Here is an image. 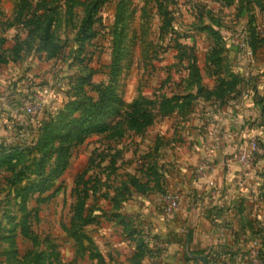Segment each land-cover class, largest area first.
Returning <instances> with one entry per match:
<instances>
[{
    "label": "rangeland",
    "instance_id": "rangeland-1",
    "mask_svg": "<svg viewBox=\"0 0 264 264\" xmlns=\"http://www.w3.org/2000/svg\"><path fill=\"white\" fill-rule=\"evenodd\" d=\"M261 5L264 0H0V154L22 158L13 170L0 167V264H101L100 258L142 264L149 247L164 251L168 243L147 224L162 214V179L147 185L146 171L164 170L159 160L174 153L169 139L178 145L207 135L196 131L204 112L241 95H253L264 109ZM234 79L233 93L215 92L220 80ZM112 83L121 106L107 117V132L43 147L45 124L57 135L60 121L77 117L79 105L96 102ZM172 97L178 107L161 114L160 101ZM138 101L152 119L132 127L124 112ZM261 119L262 138L250 139L258 153L249 161L259 167L249 212L260 205L261 222L253 225L248 214L241 230L264 244V114ZM60 154L64 170L31 188ZM82 189L93 222L81 230L91 244L80 246L70 227ZM197 254V264L243 260L238 252Z\"/></svg>",
    "mask_w": 264,
    "mask_h": 264
},
{
    "label": "crops",
    "instance_id": "crops-1",
    "mask_svg": "<svg viewBox=\"0 0 264 264\" xmlns=\"http://www.w3.org/2000/svg\"><path fill=\"white\" fill-rule=\"evenodd\" d=\"M252 96L241 95L221 109L204 112L205 124L201 122L196 131L207 135L198 134L178 145L169 139L174 153L159 160L164 168L159 170L164 172L161 188L165 193H178L180 207L171 217L160 214L147 220L151 233L168 244L164 251L149 247L142 264H197L198 250L213 257H224L219 254L224 251L234 256L247 253L250 243L257 240L244 236L241 224L248 214L254 217L250 219L253 225L258 219L261 222L260 205L254 204L253 213L249 212L259 167L250 164L244 174L236 160L252 137L262 138L263 127L257 126L262 109ZM202 163L210 168L196 177L193 171ZM197 242L201 249L196 248ZM244 261L243 256L241 264Z\"/></svg>",
    "mask_w": 264,
    "mask_h": 264
},
{
    "label": "trees",
    "instance_id": "trees-1",
    "mask_svg": "<svg viewBox=\"0 0 264 264\" xmlns=\"http://www.w3.org/2000/svg\"><path fill=\"white\" fill-rule=\"evenodd\" d=\"M261 6L264 8V5ZM236 85L237 80L235 79L231 82L220 80L215 92L221 95L223 98L226 96V94L233 93L235 91ZM189 98L191 97L188 95L182 100H188ZM178 101L179 98L177 97L162 99L158 105V111L161 114L171 113L178 107ZM116 103H118V107L121 106L120 99L115 94V85L112 83L100 91L98 100L96 102H84L79 105V107L75 110L80 112L77 117L71 118L69 121H60L58 125V127H60V132L57 135H51V131H53L56 127H52L48 123L45 124L43 127V147L48 146L49 143H53L56 140L60 144H64L69 140L82 141L90 135H98L107 132L110 129V124L106 121V119L114 112V106ZM144 103V101L135 102L129 106L130 111L124 112L128 123L132 127H138L140 121H144V125H148L150 123L152 118L149 114V111L141 109V105ZM147 104H149V102ZM261 109L262 112L260 116L264 114L263 107H261ZM21 159V154L18 153L9 155L0 154V167H7L13 170V168L18 165V162H20ZM64 168L65 162L62 160L60 154L56 159L55 167L50 171L49 175H47L46 178H40L38 183L33 184L31 188H35L45 181L57 177L64 170ZM41 174L38 172L36 175L41 177ZM145 177L149 178L146 180L147 185L150 184V181H153V178H155L157 184L159 180L162 179V175L154 168H149L146 171ZM136 179V176L132 177V183H136ZM159 188L164 194L165 192L162 190L161 185ZM87 199V190L82 189L81 194L78 195L77 203L74 206L71 219L70 234L74 241L80 246H83V240H86L89 245L91 244V241L81 231L82 227L93 222V217L89 216L85 210V201ZM255 241H257L259 245L257 260L259 264H264V244L261 243L259 239ZM243 256L245 257L244 264H248V252L243 253ZM100 261L102 264L101 258ZM205 262L206 264H217L213 263V261L209 262L208 260Z\"/></svg>",
    "mask_w": 264,
    "mask_h": 264
},
{
    "label": "built area",
    "instance_id": "built-area-1",
    "mask_svg": "<svg viewBox=\"0 0 264 264\" xmlns=\"http://www.w3.org/2000/svg\"><path fill=\"white\" fill-rule=\"evenodd\" d=\"M28 114H32L33 111L30 107L26 108ZM258 153V144L252 139L248 143L247 153L241 151L237 154L236 160L240 164L244 174L247 172V167L249 166V161H252L254 155ZM208 170L206 164H200L194 169V175L196 177L202 176V174ZM180 196L176 192H167L162 196V214L165 217H171L180 207ZM259 245L257 241H252L248 249V264H259L257 260V252Z\"/></svg>",
    "mask_w": 264,
    "mask_h": 264
}]
</instances>
